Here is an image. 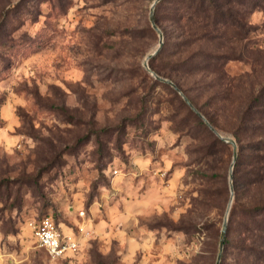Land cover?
<instances>
[{
  "label": "rangeland",
  "instance_id": "rangeland-1",
  "mask_svg": "<svg viewBox=\"0 0 264 264\" xmlns=\"http://www.w3.org/2000/svg\"><path fill=\"white\" fill-rule=\"evenodd\" d=\"M153 1L0 0V264L216 263L233 146L207 155V130L144 67L159 46ZM246 21L193 46L236 57L224 81L217 58H201L211 74H173L231 137L264 83V6ZM167 44L170 65L180 52ZM220 167L226 182L204 174ZM45 215L74 252L38 245L29 222Z\"/></svg>",
  "mask_w": 264,
  "mask_h": 264
},
{
  "label": "trees",
  "instance_id": "trees-1",
  "mask_svg": "<svg viewBox=\"0 0 264 264\" xmlns=\"http://www.w3.org/2000/svg\"><path fill=\"white\" fill-rule=\"evenodd\" d=\"M263 6L264 0H161L156 5V23L168 41L164 40L163 47L150 58L149 64L159 75L174 81L220 133L222 132L211 115L203 111L187 91L183 90L173 74L202 72L211 74L205 72L208 64L203 63L201 58L207 57L210 61L217 58V62L219 60L221 65L216 72L222 80H225L224 65L228 60L236 57L226 52L212 55L213 53L207 50L193 49L194 44L201 38L208 41L215 40V31L222 29L237 27L246 32L248 15ZM11 10L12 8L5 9L3 12L2 22L5 27L11 24V14H8ZM20 10H24L23 7ZM167 43L178 44L180 52L175 53L178 57L170 62V65L159 61V58L163 57ZM145 72L147 73L146 70ZM155 82L172 88L170 84L157 79ZM220 85H223V82ZM181 99L195 116L196 122L207 130L208 143L203 147L207 155L212 154L214 148L216 150L230 148L232 144L218 137L183 97ZM232 132L238 144V158L233 172L236 196L229 215L220 264H264V83L251 93L245 104L237 110V121ZM98 150L100 154L97 161L98 168L104 170L107 167V163H103L106 153L101 143ZM219 152L216 151L217 154ZM227 168L228 166H225L224 169ZM221 169L222 167L213 172H201L217 183L226 182V170L223 172ZM220 235L217 229L213 236L215 251Z\"/></svg>",
  "mask_w": 264,
  "mask_h": 264
},
{
  "label": "water",
  "instance_id": "water-1",
  "mask_svg": "<svg viewBox=\"0 0 264 264\" xmlns=\"http://www.w3.org/2000/svg\"><path fill=\"white\" fill-rule=\"evenodd\" d=\"M160 1L161 0H154L152 2L151 8H150V15H149V19H150V22L152 24V27L157 31V33L159 35V46L153 52L149 53L145 57V59L143 61L144 67L155 79L170 84L176 91H178L180 93V95L183 97V99L185 100V102L192 108V110L194 112H196L204 120V122L208 125V127L218 137H220L224 141L231 143L233 145V160H232V163L230 165V171H229V183H230V188H231V197H230V200L228 202L226 213L224 216V221H223V225H222V229H221V236H220V240H219V251H218V255H217V259H216V263H215V264H220L221 259H222V255H223V251H224L225 239L227 236L229 215H230L232 203L234 200L233 172H234V166H235L237 158H238V144H237V141L233 137L223 135L222 133H220L214 127V125L208 120V118L194 105V103L189 99V97L180 89V87H178V85L174 81H172L171 79H169L167 77L159 75L156 71H154L151 68V66L149 64L150 58L153 57L154 55H156L164 45V33L160 29V27L157 25L156 19H155L156 5Z\"/></svg>",
  "mask_w": 264,
  "mask_h": 264
},
{
  "label": "built area",
  "instance_id": "built-area-1",
  "mask_svg": "<svg viewBox=\"0 0 264 264\" xmlns=\"http://www.w3.org/2000/svg\"><path fill=\"white\" fill-rule=\"evenodd\" d=\"M84 214L81 212V215ZM29 228L38 245L53 256H63L78 248L77 239L64 234L51 215L31 220Z\"/></svg>",
  "mask_w": 264,
  "mask_h": 264
}]
</instances>
